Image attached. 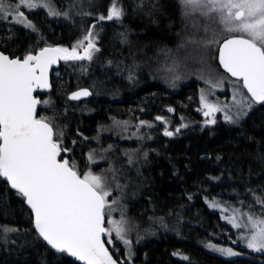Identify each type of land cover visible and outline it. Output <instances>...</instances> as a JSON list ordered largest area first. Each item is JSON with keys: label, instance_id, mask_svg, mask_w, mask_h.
Wrapping results in <instances>:
<instances>
[{"label": "trees", "instance_id": "16d2710c", "mask_svg": "<svg viewBox=\"0 0 264 264\" xmlns=\"http://www.w3.org/2000/svg\"><path fill=\"white\" fill-rule=\"evenodd\" d=\"M52 2L68 18L26 11L35 31L0 19V51L23 58L44 46L71 50L86 31L97 33L99 51L91 60H64L53 70L50 89L37 93V118L62 133L61 147L69 151L61 156L78 172L84 173L86 162L83 170L105 183L107 178L109 203L118 201L126 215L122 227L134 264H264L260 251L240 248L243 256L225 260L201 246L237 244L235 230L207 201L264 217L256 202L264 198V105L256 104L243 120L219 116L211 124L195 112L205 81L234 82L217 58L218 44L229 34L198 11L189 8L185 15L180 0H116L124 10L119 21H98L112 0ZM81 88L92 97L71 101L68 95ZM171 106L174 116L165 118L176 124L164 138L156 117ZM4 227L18 231L5 233ZM115 248L119 257L111 248L110 253L121 263L123 247ZM0 264H79L38 237L24 199L1 178Z\"/></svg>", "mask_w": 264, "mask_h": 264}, {"label": "snow or ice", "instance_id": "6c2138e0", "mask_svg": "<svg viewBox=\"0 0 264 264\" xmlns=\"http://www.w3.org/2000/svg\"><path fill=\"white\" fill-rule=\"evenodd\" d=\"M180 3L185 15L192 8L219 25L222 33L235 34L223 40L219 48L220 63L232 77L242 81L248 94L243 101L246 108H251L253 103L264 104V0H180ZM38 7L46 8L52 16L62 14L51 0H13L11 5L0 0V15L5 18L14 15L15 23L35 31L22 9ZM123 15V8L112 0L107 15H100L98 21H119ZM96 35L92 30L86 31L71 50L45 47L38 54H28L22 59L0 53V178L30 207L38 237L56 253L67 254L81 264H117L102 239L115 232L125 245L131 244L120 222L109 220L111 229L105 227V209L116 201L109 203L111 192L101 176L91 171L81 174L74 162L61 156L62 152L69 151L61 147L58 137L62 133L55 132L44 117L37 118V105L41 101L33 95L37 88L49 87L48 68L58 60H91L93 53L99 51ZM78 48L83 49V54ZM88 95L83 90L70 98L78 100ZM201 99L207 109L205 116L219 111L203 96ZM156 119L162 120V117ZM141 124L147 122L141 121ZM164 135L173 133L165 130ZM89 160L95 162L92 154ZM256 202L264 208V198L256 197ZM210 206L215 207V202ZM237 214L243 219L238 220ZM229 223L237 229L248 230L240 236L248 248L264 251V217L233 209ZM3 231L18 229L4 227ZM107 243L112 241L109 239ZM206 247L225 257L239 255L230 247L213 244Z\"/></svg>", "mask_w": 264, "mask_h": 264}, {"label": "rangeland", "instance_id": "374dc122", "mask_svg": "<svg viewBox=\"0 0 264 264\" xmlns=\"http://www.w3.org/2000/svg\"><path fill=\"white\" fill-rule=\"evenodd\" d=\"M3 2H4L5 5H11L13 3V0H3ZM51 3L55 7V5L53 4L52 0H51ZM190 9H192V8H190ZM22 10L25 12V14H26V11H30L28 9H22ZM33 10H41L44 13H46L47 16H49L51 18H56V19L68 18V15H69L67 10H58L57 8H56V10H58V11H60L62 13L59 16L49 15L48 14V10L46 8L38 7V8L33 9ZM65 12L67 13L66 16L63 15V13H65ZM0 19L5 20V21H10V22H12L14 24H17V25L25 28V29L32 30L30 28L25 27L22 24L15 23L14 22L15 21V16L14 15L13 16H9L7 18H5L3 15H0ZM229 35H235V34H229ZM237 93H240V94H237ZM202 96L207 100L208 103L215 105L219 109V111H216V112L212 113V115H210V116H205L204 112L207 111V109H205L203 107V102H202V99H201ZM246 96H247V94L243 90V88L241 87L239 81H234V82H231V83L229 82L228 84L223 85L221 83H218L215 79H210V80L205 81L204 86L199 88L198 96H197V99L195 100L196 101L195 112H196V114L201 116L202 122H204L205 124H211V123H208V121L215 120L219 116L222 117V118H225L226 116H230L232 119H235V120H243L256 107L255 103L252 104L251 108H246L244 106L243 101H244ZM234 97H235V100H234ZM187 106L188 105H186L184 107L186 108ZM50 114H51L50 112L47 113V115H50ZM157 117H158V115H157ZM85 164H86V162L83 163L82 169H80L81 171H84V173L90 171V170H83ZM92 173L95 174L94 172H92ZM108 201H110V196L108 197ZM213 202H215V201H207L206 202L207 207L209 209H213V210H216L217 212H219L220 215H221V219L223 220V221L222 220L221 221L226 223V224H228L233 230H235L234 241L237 244H232V245L228 244V245H226V244H219V243H215V242H207V243H204L202 245V247L205 250V252H207L210 255L216 256L218 258L225 259V260L235 259V258L243 256L244 253H243V251H241L240 248H245L247 251H249L251 253L252 252L253 253L254 252L255 253L258 252V251H254V250L248 248L246 246V241L240 239V236L242 234L248 232V230L247 229H243V228L237 229V228L233 227V225L231 223H229V218L233 215V209H239V208H236V207H233V206L227 207V206H224V205H222L220 203H217V202H215L216 206L212 207L210 205ZM123 212H124V210L122 211L121 204L118 201H116L115 204H111V208H106L105 209V213H106L105 219H106L107 222L105 223V227L111 229L112 225L108 223L109 220L117 221V222H120L122 224V219H125V216H126ZM240 212L243 213V211H241V210H240ZM237 219L241 220V219H243V217L240 216L239 214H237ZM124 236H125V238H127V236L125 234H124ZM109 239L112 241V243H107V244L109 245V247L111 249L114 250V253L118 257H119V249L115 250L116 249L115 246L121 245L123 247V259L121 260L122 264H124V263L125 264H134V260H133L134 254H133V252L131 250V244H130V246L129 245H125L122 242V240H120V239H118L116 237L115 232H112L111 236H105V240L106 241H108ZM207 244H213V245H216L217 247H230L234 251L239 253V255L234 256V257L222 256V255H220L217 252L211 251L208 247H206ZM260 252H262L263 255H264V251H260ZM183 257H185V256H181V259L185 260Z\"/></svg>", "mask_w": 264, "mask_h": 264}, {"label": "water", "instance_id": "95a60500", "mask_svg": "<svg viewBox=\"0 0 264 264\" xmlns=\"http://www.w3.org/2000/svg\"><path fill=\"white\" fill-rule=\"evenodd\" d=\"M226 38H227V37H226ZM224 39H225V38H224ZM224 39H222V40L219 42V44H218V48H217L218 64H219L220 68L222 69V71H223V72H224L229 78L238 81L235 77H232L228 72H226V71L224 70V68H223V66L221 65L220 60H219V48L221 47V44H222V42H223ZM45 47H49V48H58L57 46H44V47H42L41 49L37 50L35 53H29V54L36 55V54H38V53H39L43 48H45ZM59 48H60V47H59ZM0 53H3V52L0 51ZM3 54H4V55H7V54H5V53H3ZM27 55H28V54H27ZM7 56H9V55H7ZM9 58H11V57L9 56ZM13 58H18V57H13ZM20 59H22V58H20ZM62 61H64V60H58L56 63L50 65V67L48 68V72H47V80H48L49 87L46 88V89H39V88H37L36 91L33 93L34 97H36L37 99L40 100V98L37 96V93H39V92H44V91H48V90L50 89V87H51V74H52L53 70H55V69H57V68L59 67V65H60V63H61ZM239 82H240L241 87H242V81H239ZM242 88H243V87H242ZM83 90H87V91L90 93V95H88V96H81L80 99H78V100H73V99L70 98V97L72 96L73 93L80 92V91H83ZM243 90H244V91L246 92V94H247V90L244 89V88H243ZM247 95H248V94H247ZM91 97H92V93H91V91H90L88 88L77 89V90L71 92V93L68 95V98H69L71 101H84V100L90 99ZM255 104H257V105H264V104H259V103H255ZM39 106H40V104L37 105V115H38V111H39ZM1 179H2V178H1ZM2 180H3V179H2ZM3 182L7 185V183H6L5 181H3ZM7 186H8V185H7ZM8 187H9V186H8ZM9 188H10V187H9ZM10 189H11V188H10ZM11 190L14 191V192H16L14 189H11ZM24 203H25L26 207L28 208V210L30 211L31 218H32V225H33V228H34V216H33L32 210H31L30 207L26 204L25 201H24ZM34 231L36 232L35 228H34ZM36 234H37V232H36ZM37 235H38V234H37ZM104 238H105V236L102 237L103 240H104ZM104 241H105V240H104ZM46 245H47V244H46ZM105 247L108 248V246H106V244H105ZM108 250H109V248H108ZM109 253H110V250H109ZM110 254H111V253H110ZM111 255H112V254H111ZM112 256H113V255H112ZM71 258H72L75 262H78L79 264H81V262L76 261L73 257H71ZM113 258H114L115 260H117L114 256H113ZM117 264H121V263L117 260Z\"/></svg>", "mask_w": 264, "mask_h": 264}, {"label": "flooded vegetation", "instance_id": "af4514ba", "mask_svg": "<svg viewBox=\"0 0 264 264\" xmlns=\"http://www.w3.org/2000/svg\"><path fill=\"white\" fill-rule=\"evenodd\" d=\"M10 56V55H9ZM11 58H13L12 56H10ZM24 58V57H23ZM169 108H171L173 111H168V109ZM168 109H163V116H159V117H162V120H158V124H159V126H158V128L156 129V131H157V133H158V135H161L162 137H164V138H169V136H166V135H164V132H165V129L167 130L168 128L167 127H169L170 125H174V124H176L175 123V121H174V119H171V118H165V114L167 113L168 114V116L170 117V116H174V107L173 106H171V107H169ZM143 112V110H141V113ZM140 113V112H139ZM161 123V124H160ZM165 123V124H164ZM167 126V127H166ZM170 129V128H169ZM174 129L172 128V129H170V131H173ZM168 131V130H167ZM106 185H107V178H106ZM107 221H106V219H105V223H106ZM104 240H105V238H104ZM105 244H106V246H108L109 247V245L107 244V241L105 240ZM110 248V247H109Z\"/></svg>", "mask_w": 264, "mask_h": 264}, {"label": "bare ground", "instance_id": "6f19581e", "mask_svg": "<svg viewBox=\"0 0 264 264\" xmlns=\"http://www.w3.org/2000/svg\"><path fill=\"white\" fill-rule=\"evenodd\" d=\"M145 63V62H144ZM199 70V69H198ZM165 75V74H164ZM190 81V80H189ZM188 82V81H187ZM188 85V84H187ZM185 86V85H184ZM150 92V91H149ZM178 92V91H177ZM153 96V95H152ZM167 102V101H166ZM129 106V105H128ZM166 107V106H165ZM105 111V110H104ZM162 111V110H161ZM148 112V111H147ZM115 113V112H114ZM113 113V114H114ZM157 114V113H156ZM133 115V114H132ZM115 116V115H114ZM140 116H142V115H140ZM139 116V117H140ZM108 117V116H107ZM134 118V117H133ZM132 121V120H131ZM154 121V120H153ZM128 122V121H127ZM136 122V121H135ZM107 123H108V121H107ZM106 123V124H107ZM110 123V122H109ZM150 123V122H149ZM156 123V122H155ZM104 124V123H103ZM154 124V123H153ZM161 124V123H160ZM165 124V123H164ZM100 125H102V124H100ZM133 125H135V124H133ZM120 127V126H119ZM167 127V126H166ZM136 128V127H135ZM144 128V127H143ZM158 128V127H157ZM144 130V129H143ZM166 130V129H165ZM106 131V130H105ZM137 131H138V129H137ZM174 131V130H173ZM139 132V131H138ZM130 134V133H129ZM139 135V134H138ZM153 135V134H152ZM175 136V135H174ZM177 136V135H176ZM145 137V136H144ZM115 138V137H114ZM138 138V137H137ZM106 139V138H105ZM144 139V138H143ZM147 139V138H146ZM113 140V139H112ZM91 141V140H90ZM100 141V140H99ZM155 141V140H154ZM168 141V140H167ZM112 142V141H111ZM116 142V141H115ZM165 143V142H164ZM163 143V144H164ZM167 143V142H166ZM106 144V143H105ZM110 144V143H109ZM166 146V145H165ZM224 178V177H223ZM228 179V178H227ZM223 181V180H222ZM217 183V182H216ZM219 189V188H218ZM209 191V190H208ZM245 201V200H244ZM246 202H248V201H246ZM244 204V203H243ZM245 206V205H244ZM242 207V206H241ZM260 210H261V208H260ZM248 211V210H247ZM254 213V212H253ZM262 214V213H261ZM262 216V215H261ZM11 225V224H10ZM130 231V230H129ZM144 233V232H143ZM146 234H147V232H145ZM144 233V234H145ZM209 240V239H208ZM199 243V242H198ZM200 244H202V243H200ZM199 245V244H198ZM202 246V245H201ZM255 257V256H254ZM261 259V258H260ZM263 261V260H262Z\"/></svg>", "mask_w": 264, "mask_h": 264}]
</instances>
